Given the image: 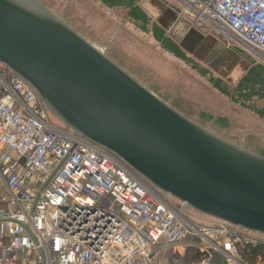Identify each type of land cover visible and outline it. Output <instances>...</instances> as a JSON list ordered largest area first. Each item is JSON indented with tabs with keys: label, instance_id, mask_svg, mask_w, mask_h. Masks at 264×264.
<instances>
[{
	"label": "built area",
	"instance_id": "1",
	"mask_svg": "<svg viewBox=\"0 0 264 264\" xmlns=\"http://www.w3.org/2000/svg\"><path fill=\"white\" fill-rule=\"evenodd\" d=\"M178 1L202 30L264 53V0ZM1 70L0 264H163L170 245L175 264H264V235L187 218L120 157L55 125L35 87ZM190 248L199 257L184 263Z\"/></svg>",
	"mask_w": 264,
	"mask_h": 264
},
{
	"label": "water",
	"instance_id": "2",
	"mask_svg": "<svg viewBox=\"0 0 264 264\" xmlns=\"http://www.w3.org/2000/svg\"><path fill=\"white\" fill-rule=\"evenodd\" d=\"M0 62L159 191L264 235V155L174 108L40 0H0Z\"/></svg>",
	"mask_w": 264,
	"mask_h": 264
},
{
	"label": "rangeland",
	"instance_id": "3",
	"mask_svg": "<svg viewBox=\"0 0 264 264\" xmlns=\"http://www.w3.org/2000/svg\"><path fill=\"white\" fill-rule=\"evenodd\" d=\"M40 1L174 108L235 143L239 133H247L245 146L264 155V53L261 56L223 32L221 37L205 32L201 41L208 57L202 59L176 44L152 20L146 25L132 20L127 5L109 8L99 0ZM136 1L142 6L144 0ZM167 2L182 17L192 16L190 7L181 1ZM156 34L163 40L156 39ZM3 66L0 62V72ZM226 66L232 67L229 74L224 73ZM50 119L66 128L52 114ZM160 193L187 218L213 220ZM168 253L170 264H175L171 263L173 250ZM220 264H226L225 259Z\"/></svg>",
	"mask_w": 264,
	"mask_h": 264
},
{
	"label": "crops",
	"instance_id": "4",
	"mask_svg": "<svg viewBox=\"0 0 264 264\" xmlns=\"http://www.w3.org/2000/svg\"><path fill=\"white\" fill-rule=\"evenodd\" d=\"M142 7L148 13V15L152 17V20H154L168 34V36L175 41L176 44L180 45L189 54L196 57L200 55L202 59L208 57V55H205V49L202 46L201 38L205 35V32L207 34H212V36L214 35V33L202 30L199 27L200 21L197 23V25L194 18L188 16L182 17L179 13V9L176 7L174 8L170 3L167 2V0H144L142 3ZM225 70L226 72L224 73L229 74L232 70V67L226 66ZM246 136L247 133H239L238 142L241 139L244 142ZM175 247L176 246L174 245H170L166 251L162 250L161 253L163 256L164 264H170L169 257L171 255L169 256V254L171 253L168 252L174 250Z\"/></svg>",
	"mask_w": 264,
	"mask_h": 264
},
{
	"label": "trees",
	"instance_id": "5",
	"mask_svg": "<svg viewBox=\"0 0 264 264\" xmlns=\"http://www.w3.org/2000/svg\"><path fill=\"white\" fill-rule=\"evenodd\" d=\"M99 1H101L105 6H107L109 8H113L115 6L127 5L130 9V12H129L130 17L132 18V20H134L137 23L140 22V23H143L144 25H146L148 23V21L152 20V18L148 15V13L144 10V8L139 4V2L137 3L136 0H99ZM152 21H153V25L156 26L157 23L154 20H152ZM155 37L158 40L161 39V37H159L157 34ZM161 40H163V39H161ZM176 52L179 53L178 50ZM249 76H250V74H249ZM246 77L247 76H244L242 79L245 80ZM219 90H222L223 92L228 94V91L225 89L220 88ZM241 105H242V103H241ZM243 107H244V105H243ZM198 257H199V255H198L196 249L190 248L185 257H179V258L181 260H183L184 263H190L191 261L197 259Z\"/></svg>",
	"mask_w": 264,
	"mask_h": 264
}]
</instances>
